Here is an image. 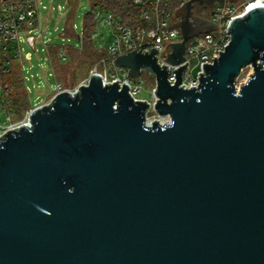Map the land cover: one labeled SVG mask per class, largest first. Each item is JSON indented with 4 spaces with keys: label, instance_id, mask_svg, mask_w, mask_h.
<instances>
[{
    "label": "water",
    "instance_id": "water-1",
    "mask_svg": "<svg viewBox=\"0 0 264 264\" xmlns=\"http://www.w3.org/2000/svg\"><path fill=\"white\" fill-rule=\"evenodd\" d=\"M186 0L167 60L213 23ZM197 87L135 49L114 63L156 77L154 109L95 73L0 134V264H264V6L229 25ZM254 74L236 87L241 70Z\"/></svg>",
    "mask_w": 264,
    "mask_h": 264
},
{
    "label": "built area",
    "instance_id": "built-area-1",
    "mask_svg": "<svg viewBox=\"0 0 264 264\" xmlns=\"http://www.w3.org/2000/svg\"><path fill=\"white\" fill-rule=\"evenodd\" d=\"M185 1H181L183 7ZM134 3L150 7V9L144 10L141 15V19L145 20V23L131 26L120 18L115 17L113 13L108 12L105 21L109 23L114 36V43L107 48L109 55L101 58L91 69L89 75L83 78L79 84L65 87L57 81L54 84V93L65 89L74 96L81 84L88 85L90 77L98 73L101 75L104 85L118 80L122 86L125 82L129 84V92L135 99L148 101L151 106L146 113L148 121L150 120V113L153 115L158 114L153 106L156 100L154 91L156 84L150 91V98L139 97L138 94L142 89V84L134 82L135 78L128 74L127 67H118L114 63L118 55L135 49H141L144 53L146 51L151 53L152 47H155L157 48L155 50L157 62L161 66H163V63L170 66L168 76L172 84L177 80L174 69H178L181 64L188 61L186 69L182 72L183 81L181 86L188 88L197 87L200 83L199 72L204 74L203 64L214 62L213 57L220 56V51L224 52L226 45L230 41L231 33L227 29L231 22L238 15L244 14L252 7L264 6V0H225L222 4L216 2L212 8L210 7V18H208L213 23V26L207 31H202L192 36L186 43L185 61L181 64H173L167 60L169 52L172 51L170 43L179 42L182 39V33L177 22L172 18L167 0H134ZM41 6L48 8V5L44 4L43 0H0V70L3 72L8 73L11 70L12 50H15L16 55H22V41H26L35 51L38 40L44 43V28L40 15ZM63 8L64 5L58 6L60 11ZM67 8H69L68 1ZM72 27L76 32L77 26L73 23ZM65 29L66 26L62 32L63 37H65ZM15 41L19 42L17 47H13L12 43ZM45 50L49 53V44L45 45ZM58 52L61 61L68 59L66 45L60 46ZM25 54L28 59L33 56L31 51H27ZM50 58L49 53L48 59L50 60ZM119 71H121L122 75L119 74ZM52 74L53 72L50 75ZM53 94L44 103H49ZM31 110L32 108L26 111L27 113L22 120L12 121L13 123L7 129L0 127V134L11 128H19L21 124L30 125Z\"/></svg>",
    "mask_w": 264,
    "mask_h": 264
},
{
    "label": "rangeland",
    "instance_id": "rangeland-1",
    "mask_svg": "<svg viewBox=\"0 0 264 264\" xmlns=\"http://www.w3.org/2000/svg\"><path fill=\"white\" fill-rule=\"evenodd\" d=\"M67 1L68 0H43L44 4L48 5V8H43V6L40 7V15L44 28V43L41 40H38L35 51L26 41H22V55H12V64L14 66L16 64L20 69V72L24 78V83L26 84L28 97L30 98L31 103L34 104L32 108L39 106V104H42L50 99L48 94L51 91V84L56 82L54 75H49V73L52 72V67L50 60L48 59L49 53L45 50V45L56 43L58 45H66L68 47H80V41L78 42L75 37L68 38L67 36H62V32L66 26L65 20L69 14ZM59 5H64L62 11L58 9ZM76 8L77 9L74 14L73 23L77 26L76 33L79 35L83 29L84 16L86 12L92 11V8L90 7L89 0H79L78 6ZM94 12L98 22L92 33L94 45L98 49H107L109 45L114 43V36L112 35L109 23L105 21L106 14L97 7L94 8ZM184 12L185 9L182 7V13L184 14ZM183 14L179 16V19H176V22H179ZM204 18H210V14ZM18 43V41L13 42V47H17ZM27 51L32 52L33 56L31 59L26 57L25 53ZM66 61H64V63H66ZM65 67L68 69L66 70V76H64L66 86H75L72 85L74 81H71L70 79L69 66ZM253 72L254 67L252 65L244 67L241 70L240 75L236 78V87L240 89V85L247 81L249 77L254 74ZM119 74L122 75L121 71H119ZM146 74L147 73L143 72L142 75H139L138 78L134 79V82L142 84V89L138 94L139 97L142 96L150 98L151 90ZM6 107V99L3 97V90L0 86V127H2V129H7L8 126L13 123L10 118H14L13 113L9 112ZM149 116L150 120L157 119L159 121L161 119L163 120V117H168V121L164 123L170 122V116H161L158 114L153 115L151 113Z\"/></svg>",
    "mask_w": 264,
    "mask_h": 264
},
{
    "label": "trees",
    "instance_id": "trees-1",
    "mask_svg": "<svg viewBox=\"0 0 264 264\" xmlns=\"http://www.w3.org/2000/svg\"><path fill=\"white\" fill-rule=\"evenodd\" d=\"M181 1L182 0H167L168 9L171 11L174 21L179 19V16L183 14ZM89 2L92 11L86 12L84 16L83 29L79 40L80 47L66 46L68 52L66 63H61L59 61L58 51L60 46H58V44L49 45L50 61H52V65L55 68V79L65 87L68 86H66V81L64 80L66 70H68L65 66H69L70 68V79L71 81H74L72 85H77L83 78L89 75L91 69L101 58L109 55L107 49H98L93 42L92 33L98 23L94 8H100L105 14L111 12L115 17L120 18L131 26H136L138 23H145V20L141 19V15L144 10L150 9V7L134 3V0H89ZM78 3L79 0H68L69 14L65 20L66 29L64 35L75 37L77 40L79 37L74 33L71 22L74 18ZM194 3V14L201 17H207L208 14H210L211 9L205 3L199 1ZM10 69L11 70L8 71V73L0 70V86L3 90V97L6 99V108L9 112H12L14 116V118L10 119L12 121H19L25 117L27 113L26 111L31 109L34 104L31 103L30 98L28 97L26 84L24 83V78L20 69L16 64L14 66L12 61ZM143 72L147 73L146 77H148L147 81L150 90L153 89L156 84V77L146 71Z\"/></svg>",
    "mask_w": 264,
    "mask_h": 264
},
{
    "label": "crops",
    "instance_id": "crops-1",
    "mask_svg": "<svg viewBox=\"0 0 264 264\" xmlns=\"http://www.w3.org/2000/svg\"><path fill=\"white\" fill-rule=\"evenodd\" d=\"M71 23H72V25H73V20H72ZM74 33H76V32L74 31ZM76 34H77V33H76ZM77 35H78V34H77ZM80 35H81V33L78 35V37H79V39L77 40L78 42H79V40H80ZM67 37H71V36H67ZM72 38H74V37H72ZM76 39H77V38H76ZM51 44H56V43H51ZM58 46H62V45H58ZM12 54H15V50H12ZM59 61H60L61 63H64V61H61L60 59H59ZM50 64H51L52 72H53L52 75H54V77H55V68H54L53 65H52V61H50ZM52 72H50L49 75H50ZM55 81H56V79H55ZM56 82H57V81H56ZM56 82H54V83L51 84V91H50L49 94H48V96H50V97H51V95L54 93V84H55Z\"/></svg>",
    "mask_w": 264,
    "mask_h": 264
},
{
    "label": "bare ground",
    "instance_id": "bare-ground-1",
    "mask_svg": "<svg viewBox=\"0 0 264 264\" xmlns=\"http://www.w3.org/2000/svg\"><path fill=\"white\" fill-rule=\"evenodd\" d=\"M148 121H150V120H148ZM154 121H155V120L150 121L149 123H153ZM161 121H162L163 123H164V122H167V121H168V117H167V118L163 117V120L161 119L160 122H161ZM162 122H161V123H162Z\"/></svg>",
    "mask_w": 264,
    "mask_h": 264
}]
</instances>
